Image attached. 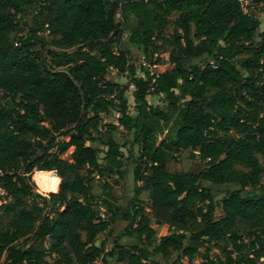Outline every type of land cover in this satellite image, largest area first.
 Returning <instances> with one entry per match:
<instances>
[{
	"label": "trees",
	"instance_id": "16d2710c",
	"mask_svg": "<svg viewBox=\"0 0 264 264\" xmlns=\"http://www.w3.org/2000/svg\"><path fill=\"white\" fill-rule=\"evenodd\" d=\"M260 26L240 0H0L5 263L197 264L205 248L200 264H264ZM159 40L167 69L138 75L131 48L159 65ZM113 73L135 85L132 102ZM185 150L200 169L184 168ZM124 158L134 165L133 199L104 200L103 214L92 182Z\"/></svg>",
	"mask_w": 264,
	"mask_h": 264
},
{
	"label": "rangeland",
	"instance_id": "374dc122",
	"mask_svg": "<svg viewBox=\"0 0 264 264\" xmlns=\"http://www.w3.org/2000/svg\"><path fill=\"white\" fill-rule=\"evenodd\" d=\"M248 3H245V9L246 11H250L256 18H260L261 19V26L259 28V31L264 30V7H262V5H253V6H247ZM176 19V14H173L170 18H169V23L165 29V36L169 37L172 35V31H173V27H174V21ZM45 36L47 37L48 40H52L54 38V36L49 32L46 31L45 32ZM127 35H125V40H127ZM157 46H159V49L157 52H155L153 60H159L160 64L159 65H153L151 66L152 70L155 72L160 73L161 71H165L169 65V59H170V55L167 51H165V42L163 40H159L156 41L155 43ZM132 61H134V63L138 64L140 63L144 58H145V53L143 51V48H138V47H132ZM137 74L142 76L141 72L137 71ZM113 78H116L119 81H122L124 83H129L128 78L126 76H122L120 74H116L113 73ZM132 89L129 86V90L128 91V96L130 97L131 102L133 101V97L131 96V94L129 92L132 91ZM153 102L159 106L160 108L163 109H167V101H163L162 99L155 97L153 99ZM172 123H170L169 125L165 126L163 133H159L158 134V138H163L167 132H169V130H172ZM116 138L119 141H123L125 136H123V133H117L116 134ZM74 147H71L66 153H64L62 155L63 158L65 159H70V155L73 152ZM136 150H138V148L136 147ZM104 154L101 153L100 154V162H102L104 164ZM178 156L181 158L183 166L185 169H191L193 171H196L198 169H200L202 166L194 161L193 159H191L189 157V151H182L180 154H178ZM258 158L260 160V162L264 165V156L259 154ZM118 167L122 168L123 171V177L119 176V173L117 172ZM133 163L130 161V159H125L122 160L121 166H118V163H112V172H107L104 171V173H99L97 175H95L94 180L92 182V186H93V195L96 198V201L98 203L97 208L104 214L105 213V206L103 204L104 200H107L109 202H111L113 205H121L123 207H129L130 203L133 199V188L135 185L134 182V175H133ZM34 173V172H33ZM32 178L35 182L34 179V174H32ZM36 183V182H35ZM37 185V184H36ZM38 186V185H37ZM60 188V186H59ZM48 192V191H47ZM140 197L143 198L144 200H146V209L147 211L150 213L151 208H150V200H149V192L145 191L142 192L140 194ZM2 200H4V197L2 198ZM1 200V201H2ZM2 212V211H1ZM223 215L222 212V208L221 206H218L216 211H215V216L217 218L221 217ZM122 225H124L122 223ZM152 226L154 228H157L158 225L155 221L152 222ZM105 238V234H101L98 238V243H100L103 239ZM110 242H108V246L110 245ZM128 242L130 243L131 241L128 240ZM205 248L201 249V255L204 252ZM213 256L219 257L221 256L220 251H218L217 249L213 248L212 252ZM177 255V253L173 254V258H175ZM201 255L199 256V258L196 261H199L201 259ZM0 264H6L5 263V255L0 256ZM94 264H104L103 261L97 260Z\"/></svg>",
	"mask_w": 264,
	"mask_h": 264
},
{
	"label": "built area",
	"instance_id": "2783aa9c",
	"mask_svg": "<svg viewBox=\"0 0 264 264\" xmlns=\"http://www.w3.org/2000/svg\"><path fill=\"white\" fill-rule=\"evenodd\" d=\"M240 1L242 2L243 5H245V3H249V0H240ZM136 66H137V71L141 72L142 76H144V70H143L144 68L148 67L150 70H152L151 66L148 65L146 57L140 63L136 64ZM129 86L131 88H135V85L133 83H129ZM1 174H3V172H0V175ZM6 196H7V192H6L5 188L0 184V215H1V206H2ZM3 197H4V200H2ZM196 263L200 264L198 261H196Z\"/></svg>",
	"mask_w": 264,
	"mask_h": 264
},
{
	"label": "clouds",
	"instance_id": "9594fccd",
	"mask_svg": "<svg viewBox=\"0 0 264 264\" xmlns=\"http://www.w3.org/2000/svg\"><path fill=\"white\" fill-rule=\"evenodd\" d=\"M59 184V179H52L51 181H50V185H48V186H50L51 187V190L52 191H56L57 189H56V185H58ZM47 187V186H46Z\"/></svg>",
	"mask_w": 264,
	"mask_h": 264
},
{
	"label": "crops",
	"instance_id": "0c3cea01",
	"mask_svg": "<svg viewBox=\"0 0 264 264\" xmlns=\"http://www.w3.org/2000/svg\"><path fill=\"white\" fill-rule=\"evenodd\" d=\"M132 62H134V61H132ZM136 64V63H135ZM161 72H163V71H161ZM123 76V75H122ZM119 81V80H118ZM120 83H122V84H124V85H126L127 83H124V82H122V81H119Z\"/></svg>",
	"mask_w": 264,
	"mask_h": 264
}]
</instances>
